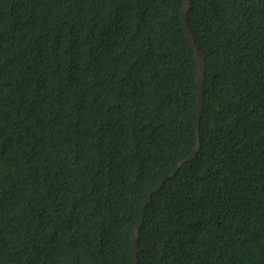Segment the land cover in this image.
I'll use <instances>...</instances> for the list:
<instances>
[{"label": "trees", "instance_id": "trees-1", "mask_svg": "<svg viewBox=\"0 0 264 264\" xmlns=\"http://www.w3.org/2000/svg\"><path fill=\"white\" fill-rule=\"evenodd\" d=\"M0 0V264H264V0Z\"/></svg>", "mask_w": 264, "mask_h": 264}, {"label": "water", "instance_id": "water-1", "mask_svg": "<svg viewBox=\"0 0 264 264\" xmlns=\"http://www.w3.org/2000/svg\"><path fill=\"white\" fill-rule=\"evenodd\" d=\"M190 6H191V0H184L183 1L182 7H181V19H182V23H183V27H184V30L186 32V35H187V37H188V39L192 45L193 53H194V59L196 62L197 100H198L197 101V138H196V143H195V146H194V149L192 150V152L190 154H188L185 158L179 160L176 163V165L174 166V168L172 169V171L164 176V178L161 180V183L159 185H157L156 187H154L150 191V193L148 194V196L145 200V204L149 203V201L152 198L153 192H155L159 188H161L163 183L169 177L174 175L178 171L180 166L185 161H188V160L197 156V154L200 150V146H201L199 131H200V118H201V114H202V110H203V106H204V82L206 79V58L198 49L194 33L191 30V27H190V24H189V21L187 18L188 12L190 10ZM141 223H142V221L137 224V226L134 228L133 233H132L134 253H133V260H132L131 264H137L138 263L139 235H140L139 231H140Z\"/></svg>", "mask_w": 264, "mask_h": 264}]
</instances>
